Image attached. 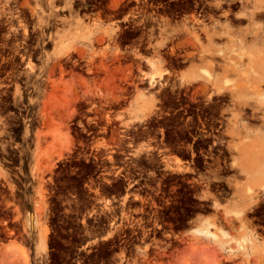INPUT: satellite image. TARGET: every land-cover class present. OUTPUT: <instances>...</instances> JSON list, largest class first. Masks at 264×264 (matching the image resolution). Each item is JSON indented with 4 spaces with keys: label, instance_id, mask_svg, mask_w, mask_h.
I'll list each match as a JSON object with an SVG mask.
<instances>
[{
    "label": "rangeland",
    "instance_id": "374dc122",
    "mask_svg": "<svg viewBox=\"0 0 264 264\" xmlns=\"http://www.w3.org/2000/svg\"><path fill=\"white\" fill-rule=\"evenodd\" d=\"M47 1L0 0V264H264V192L241 199L264 110L203 66L264 56V0ZM237 112L252 131L233 133Z\"/></svg>",
    "mask_w": 264,
    "mask_h": 264
},
{
    "label": "bare ground",
    "instance_id": "6f19581e",
    "mask_svg": "<svg viewBox=\"0 0 264 264\" xmlns=\"http://www.w3.org/2000/svg\"><path fill=\"white\" fill-rule=\"evenodd\" d=\"M7 2L8 1H11V0H6ZM14 2H18V1H21V5L22 3H24L23 5L27 4L28 1L24 0L22 2V0H12ZM35 2L38 1V0H34ZM54 0H48L47 1V4L48 5H51L53 3ZM216 1V0H215ZM222 1V0H221ZM224 1V0H223ZM229 1H232V0H229ZM3 2V1H2ZM69 0H65V3H68ZM220 1H216V4H219ZM227 3H229L228 1H226ZM236 2V1H235ZM215 3V2H214ZM239 3V2H238ZM5 4V3H4ZM9 4V3H8ZM264 4V3H263ZM16 5V4H15ZM20 5V7H21ZM206 5V4H205ZM227 5V4H226ZM234 5V4H233ZM26 6V5H25ZM2 7V6H1ZM0 7V8H1ZM24 7V6H23ZM28 7V4L26 6L25 9H27ZM217 7V6H216ZM29 8V7H28ZM19 9V8H18ZM232 9V8H231ZM2 10V9H1ZM8 10V9H7ZM222 10V9H221ZM262 10V9H261ZM16 11V10H15ZM25 11V10H24ZM264 10H262L263 12ZM4 12V11H3ZM9 12V11H8ZM13 12V11H12ZM31 12V11H30ZM224 12L226 13V10H224ZM222 11V13H224ZM230 12V11H229ZM260 11V13H262ZM14 14L17 12H13ZM209 13V12H208ZM228 13V12H227ZM226 13V14H227ZM232 13V12H231ZM259 13V15H260ZM10 14V12H9ZM16 14L14 15V17L16 16ZM4 15V14H3ZM6 15V13H5ZM215 15V14H214ZM12 18H13V15L11 14ZM221 16V15H220ZM235 16V15H234ZM258 16V15H257ZM7 17V16H6ZM17 17V16H16ZM223 17V16H222ZM238 17V16H237ZM241 17V16H240ZM10 18V17H9ZM244 19V18H243ZM73 20V19H72ZM76 21H80L79 19H75ZM74 20V21H75ZM222 20V19H221ZM242 20V18H241ZM201 22V21H200ZM4 23V22H3ZM6 23V22H5ZM72 22H69V25H71ZM256 27V26H255ZM10 28H12L10 26ZM212 28V27H211ZM187 29V28H186ZM197 30V29H196ZM211 30V29H210ZM257 30V29H256ZM17 31V30H16ZM25 32V31H24ZM203 32V30L201 31ZM7 33V32H6ZM12 34V33H11ZM205 33H203L204 35ZM201 35V34H200ZM217 36V39L218 37L220 36V34H217V33H214V34H211L209 36V38H212V36ZM3 36V35H2ZM6 36V35H5ZM13 36V35H12ZM225 36V35H224ZM223 35L221 37H224ZM189 37V36H187ZM203 37V36H202ZM226 37V36H225ZM248 37L247 35V32L242 34L241 35V38H243V40H246ZM204 38V37H203ZM227 38V37H226ZM257 38H259V33L256 31L254 32L250 39L251 41L252 40H256ZM16 39V38H15ZM187 39V38H185ZM189 41H190V37L188 38ZM187 39V40H188ZM221 39V38H220ZM223 39V38H222ZM192 40V39H191ZM185 41V40H184ZM183 41V42H184ZM192 42L194 41H191L189 44H191ZM197 42V41H195ZM195 42L192 43L195 45ZM188 44V43H187ZM188 44V45H189ZM197 44V43H196ZM250 44V43H249ZM254 44V43H253ZM182 45V44H180ZM194 45H191V46H194ZM251 45V44H250ZM210 46V45H209ZM183 47V46H182ZM196 47V46H195ZM3 48V47H2ZM198 48V47H197ZM200 48V47H199ZM226 48V46H225ZM192 49V48H191ZM194 49V48H193ZM196 50V49H195ZM202 50V49H201ZM190 51V50H189ZM193 52V51H192ZM190 54V53H189ZM198 54V53H197ZM213 54V53H212ZM214 55V54H213ZM217 55V54H216ZM215 56V55H214ZM218 56V55H217ZM198 57V56H197ZM219 58H222L223 59V63H216L213 59H209L207 60V62H204V67H205V72H208L209 71H214V69L217 67L220 71H221V76L219 77H216L215 79L211 80L212 84L216 86V92L218 91H225L226 92H229L228 95H231L233 96V99L235 101V103L238 105H236V107L240 110L241 107H244V106H249V109L251 108H256V105L258 106L257 108H261L264 110V56H218ZM194 58V57H193ZM203 60H205V57H202ZM217 58V57H216ZM198 59V58H196ZM188 63V62H187ZM201 64V62H200ZM189 65V64H188ZM202 65V64H201ZM156 67V66H155ZM168 72V70H165L163 71V73H166ZM204 72V73H205ZM206 73V75L208 74ZM190 74V73H188ZM187 74V75H188ZM210 74V73H209ZM232 74H235L236 77H232L231 75ZM161 75V73L159 74ZM191 75V74H190ZM202 76H204L203 74H201ZM216 75V74H215ZM183 77H184V74H183ZM207 77V76H206ZM185 79V78H184ZM210 79V78H208ZM156 80V79H154ZM154 82V81H153ZM200 82V81H199ZM198 82V83H199ZM196 83V82H195ZM202 83V82H200ZM206 83V82H205ZM201 84V86L204 87V85L206 86V84ZM181 84V82H180ZM184 84H185V81H184ZM210 84V83H209ZM194 85V84H193ZM191 85V86H193ZM197 85V83H196ZM200 85V84H199ZM197 85V86H199ZM211 85V84H210ZM213 86V87H215ZM188 87V86H186ZM184 87V88H186ZM196 86H194L195 88ZM203 87L201 88L202 91L200 92H203V90H208V89H205L207 88V86L203 89ZM183 88V89H184ZM189 88V87H188ZM187 88V90H188ZM191 88V87H190ZM193 88V87H192ZM193 88V89H194ZM209 88V87H208ZM192 89V90H193ZM196 89V88H195ZM191 90V91H192ZM199 90V89H198ZM195 91V90H194ZM197 91V89H196ZM212 90H210L209 93H212L211 92ZM213 91V93L215 92ZM174 92V91H173ZM207 92V91H206ZM198 95H199V92L197 91ZM197 93H195L197 95ZM212 93V95H213ZM223 93V94H224ZM191 96H193V93L191 92ZM216 94V93H215ZM218 94V93H217ZM216 94V95H217ZM211 96V94H209ZM219 95V94H218ZM173 96V95H172ZM186 96V95H185ZM201 96V95H200ZM203 96V95H202ZM206 96V95H204ZM174 97H175V94H174ZM187 97V96H186ZM195 97V96H194ZM199 97V96H198ZM204 98V97H203ZM207 99L210 97L207 96L206 97ZM205 98V99H206ZM218 98V97H217ZM222 98H223V95H222ZM228 98V97H227ZM193 99V98H191ZM196 99V97H195ZM203 99V100H205ZM206 99V100H207ZM208 99V100H209ZM219 99V98H218ZM226 99V98H225ZM231 99V98H230ZM228 99V100H230ZM231 99V100H233ZM172 100V99H171ZM176 100H180V99H176ZM194 100V99H193ZM192 100V101H193ZM198 100V99H197ZM196 100V101H197ZM201 100H202V97H201ZM230 100V101H231ZM174 101V100H173ZM195 101V102H196ZM199 101V100H198ZM215 101V100H214ZM217 102V100H216ZM233 102V101H232ZM204 103V102H202ZM215 103V102H214ZM219 103V102H218ZM180 104H183L182 102ZM206 104V103H205ZM216 104V103H215ZM189 105V104H188ZM214 105V104H213ZM209 106V105H208ZM185 107H187V103L185 105ZM184 107V108H185ZM212 107H215V106H212ZM251 107V108H250ZM190 108V106H189ZM217 108V107H216ZM235 108V106H234ZM214 109V108H213ZM212 109V110H213ZM224 108H222L223 110ZM227 109V108H226ZM233 109V108H232ZM231 109V110H232ZM219 110V109H218ZM221 110V111H222ZM236 110V109H235ZM220 111V110H219ZM228 111V110H227ZM226 111V112H227ZM243 111V110H242ZM249 111V110H248ZM255 111V110H254ZM213 112V111H211ZM218 112V111H217ZM224 113V111H222ZM221 113V112H220ZM252 114L250 115L251 117H253V119H255L254 117H256V114L255 112H251ZM264 113V112H263ZM218 114V113H217ZM226 114V113H224ZM223 114V116H224ZM246 114V112H245ZM249 113H247V118H249L250 116H248ZM262 114V112H261ZM227 115V114H226ZM219 116V115H218ZM221 116V115H220ZM222 116V117H223ZM230 116V115H229ZM245 116V115H244ZM261 116V115H260ZM221 117V118H222ZM220 118V117H219ZM240 118H241V113L240 112H237L234 117H233V133L235 134H239L241 133V129H243L245 131V133H249L250 131H252L250 129V127L243 123V122H240ZM262 118V117H261ZM222 119H225V118H222ZM226 119H227V116H226ZM259 119V117L257 118ZM254 121V120H253ZM256 121V120H255ZM219 122V120H218ZM223 122V121H222ZM262 122V120L260 121ZM224 123V122H223ZM253 123V122H252ZM257 124V123H256ZM223 126V125H222ZM228 127V126H227ZM227 129V128H226ZM225 130V128H224ZM222 131V130H221ZM259 131V130H258ZM257 131V132H258ZM262 132V131H261ZM259 133V132H258ZM226 134V132H225ZM261 134V133H260ZM242 137V136H241ZM255 139L251 140V143H247L248 144V152L245 154V162H244V169H242V171H246L247 173V179L245 181V184H244V187H243V191L241 193V199L247 201V206L251 205L252 203H254L257 198H258V194L259 192H264V135L262 136L261 139L259 138H256V140L254 141ZM244 141V140H243ZM227 142V141H226ZM242 142V141H241ZM245 142H248V140ZM244 142V143H245ZM250 142V141H249ZM243 143V142H242ZM67 146V145H66ZM66 146H63L59 149H57V151L55 150V157L57 156H60L62 153H63V150H66L67 147ZM227 147V146H226ZM228 150V149H227ZM245 151V150H244ZM238 156V155H237ZM242 189V188H241ZM263 195V194H261ZM255 258V257H254Z\"/></svg>",
    "mask_w": 264,
    "mask_h": 264
},
{
    "label": "flooded vegetation",
    "instance_id": "af4514ba",
    "mask_svg": "<svg viewBox=\"0 0 264 264\" xmlns=\"http://www.w3.org/2000/svg\"><path fill=\"white\" fill-rule=\"evenodd\" d=\"M216 1H220L219 4H216ZM216 1L215 0H148L147 7L151 8L152 6L156 10H158L159 8L165 7L167 9H173L175 12H180V13L182 12L185 15H191L192 12L194 11L200 14V13L214 11V10H220V12L222 11L224 12V10H227L221 6V3H227L226 2L227 0H224V1L216 0ZM130 2L131 0H126L121 5V8L127 7V4ZM118 21H122V18ZM135 31L136 30L134 29L132 25L130 27L128 25L122 26L121 40L122 41L126 40L125 37L129 35H132L131 40H134L133 35ZM124 46H128V44H125Z\"/></svg>",
    "mask_w": 264,
    "mask_h": 264
}]
</instances>
